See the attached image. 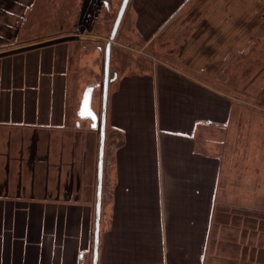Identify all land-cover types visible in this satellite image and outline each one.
I'll list each match as a JSON object with an SVG mask.
<instances>
[{
  "label": "crops",
  "instance_id": "crops-1",
  "mask_svg": "<svg viewBox=\"0 0 264 264\" xmlns=\"http://www.w3.org/2000/svg\"><path fill=\"white\" fill-rule=\"evenodd\" d=\"M15 1L0 0V264H93L100 127L77 122L72 56L89 47L28 34ZM134 8L141 38L110 50L130 71L108 83L96 264H264V0Z\"/></svg>",
  "mask_w": 264,
  "mask_h": 264
},
{
  "label": "rangeland",
  "instance_id": "rangeland-1",
  "mask_svg": "<svg viewBox=\"0 0 264 264\" xmlns=\"http://www.w3.org/2000/svg\"><path fill=\"white\" fill-rule=\"evenodd\" d=\"M6 1L9 2L6 6L10 7L12 5L11 0ZM105 1L107 4H105ZM127 1L113 40H125L127 35L137 40L141 38L134 26L136 19L135 0ZM27 2L28 7L25 6ZM121 2L122 0H16L14 3L15 6L16 3L21 4V20L27 22L28 34H41L44 32L47 35H67L69 37L81 34L78 37V42L84 43L89 48L86 47L72 53V56L76 54L75 58L80 60L81 90L79 98H81L86 85H92L94 89L91 105L95 112H99L102 104V82L104 78V49L99 58V50L96 45L99 44L102 48L106 45ZM2 3L4 2L2 1ZM118 53L120 58L114 59V61L110 59L109 61V76L112 78L117 72L130 71V69L127 70L128 67L126 66L127 58L130 55L124 51ZM131 58L134 64L138 60H142L140 55L131 56L128 61H131ZM138 65L141 66V62ZM77 122H80L86 138L89 139L94 135V132L99 133V127H92L91 120L88 117H78ZM109 143L108 137L105 144L107 151ZM109 164L110 162H105V165H103L105 178L111 175ZM104 188L107 193L111 192L109 181Z\"/></svg>",
  "mask_w": 264,
  "mask_h": 264
},
{
  "label": "water",
  "instance_id": "water-1",
  "mask_svg": "<svg viewBox=\"0 0 264 264\" xmlns=\"http://www.w3.org/2000/svg\"><path fill=\"white\" fill-rule=\"evenodd\" d=\"M127 0H122L120 7L118 9L116 18L114 20L113 26L111 28L110 35L107 39L106 45L104 47V78L102 82L103 94H102V106L100 113V121L98 113L92 108V93L94 87L92 85H86L83 95L80 101V106L78 114L80 117H88L91 120L92 127H97L99 122L100 127V147H99V159H98V169H97V191H96V209H95V227H94V243H93V264L97 262V248L98 247V238H99V219H100V210H101V195L103 194L102 190V168H103V142L105 138V119H106V102H107V91L108 83L112 79L109 76V61H110V50L112 46L113 39L115 37L116 31L119 26L122 14L127 5ZM105 4L107 2L105 1ZM99 54H102V49L99 47ZM115 75V74H114Z\"/></svg>",
  "mask_w": 264,
  "mask_h": 264
},
{
  "label": "flooded vegetation",
  "instance_id": "flooded-vegetation-1",
  "mask_svg": "<svg viewBox=\"0 0 264 264\" xmlns=\"http://www.w3.org/2000/svg\"><path fill=\"white\" fill-rule=\"evenodd\" d=\"M96 47H98V48L100 47L102 50L104 49V48H102L101 45H99V44L96 45ZM104 47H105V46H104ZM98 50H99V49H98ZM101 52H102V51H101ZM103 52H104V50H103Z\"/></svg>",
  "mask_w": 264,
  "mask_h": 264
}]
</instances>
